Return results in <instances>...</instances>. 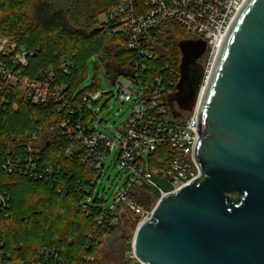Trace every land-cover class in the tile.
<instances>
[{
  "label": "trees",
  "instance_id": "obj_1",
  "mask_svg": "<svg viewBox=\"0 0 264 264\" xmlns=\"http://www.w3.org/2000/svg\"><path fill=\"white\" fill-rule=\"evenodd\" d=\"M120 1L0 0V36L34 53L26 76L37 79L52 69L54 84L64 89L72 107L83 106L87 117L91 111L83 102L85 94L101 91L97 80L80 91L90 60L97 57L105 67L130 76L128 66L137 58L127 49L123 34L100 20ZM189 39V33L174 23L148 32L144 47L153 56L146 64V79L176 86L182 58L179 44ZM7 95L0 111V193L7 194L10 208L8 216L0 211V246L15 264H88L85 258L98 256L108 230L99 224L101 206L91 203L98 175L81 162L80 153L67 155L73 143L59 131L69 117L82 118L56 104H32L15 89ZM7 160L23 167L32 161L39 177L5 170ZM84 199L90 215L81 208ZM93 202L101 203L98 198ZM118 230L112 227L109 234Z\"/></svg>",
  "mask_w": 264,
  "mask_h": 264
},
{
  "label": "water",
  "instance_id": "obj_2",
  "mask_svg": "<svg viewBox=\"0 0 264 264\" xmlns=\"http://www.w3.org/2000/svg\"><path fill=\"white\" fill-rule=\"evenodd\" d=\"M179 48L180 79L168 98L176 117L175 105L192 112L197 103L207 44L189 39ZM198 136L201 177L159 201L137 229V257L148 264H264V0H247L227 32L201 97ZM124 237L122 228L112 241Z\"/></svg>",
  "mask_w": 264,
  "mask_h": 264
},
{
  "label": "built area",
  "instance_id": "obj_3",
  "mask_svg": "<svg viewBox=\"0 0 264 264\" xmlns=\"http://www.w3.org/2000/svg\"><path fill=\"white\" fill-rule=\"evenodd\" d=\"M247 0H121L105 16V24L113 25L117 32L123 34L127 49L137 54L128 68L126 76L133 87L123 88L118 92L122 105L131 104V113L114 141L96 130L92 123L94 118L85 115L81 105L72 107L62 87L56 86L53 70L40 74L37 79L25 75L30 58L34 53L19 47L11 38L0 36V111L7 103V94L15 89L26 101L37 105L56 104L61 110L73 115L76 112L81 121L68 118L59 126L60 134L70 136L73 145L67 155L80 153L81 162L93 171L103 174L107 156L118 148L117 165L127 175L124 189L113 197L110 207H101L99 224L107 227L103 240H110L121 234L127 223L137 222L138 227L150 220L159 201L198 180L200 167L195 159V150L199 141L198 110L200 101L211 69L221 49L229 28L238 16ZM174 23L185 29L192 40H202L207 44L203 59L204 79L200 95L192 112H185L175 107L180 116L176 117L168 103V98L176 93V86L163 79L149 81L146 79L147 61L153 53L144 47L145 35L159 27ZM63 71L67 69L63 66ZM175 87V90L172 89ZM105 93H86L83 102L97 104ZM87 110H90L87 107ZM55 128L52 127V131ZM32 162V161H31ZM16 165L7 160L3 165L9 172H21L31 177H39L37 167ZM164 177L172 186L169 191L160 189L159 195L152 196L148 189L156 187L153 177ZM96 183V182H95ZM89 191L87 196H89ZM152 198L158 200L155 206ZM10 199L6 193H0V211L10 208ZM87 198L86 202H89ZM81 208L88 215L90 209L82 201ZM118 226L117 234H109L112 227ZM137 232V230H136ZM136 232L124 239V264H148L136 255ZM106 244V243H105ZM3 246H0V264H13L8 261ZM88 264H96L97 257L85 258Z\"/></svg>",
  "mask_w": 264,
  "mask_h": 264
},
{
  "label": "rangeland",
  "instance_id": "obj_4",
  "mask_svg": "<svg viewBox=\"0 0 264 264\" xmlns=\"http://www.w3.org/2000/svg\"><path fill=\"white\" fill-rule=\"evenodd\" d=\"M105 16L100 18L101 22H105ZM202 66L205 68L206 62L202 59ZM114 67H105L97 57L90 60L86 80L81 84L80 91L90 89L94 82L100 84V90L105 93V96L97 104L90 102L88 107L91 111V117L94 118L92 126L106 137L116 141L119 138V132L123 128L131 113V104L122 105L118 98V92L123 88L131 89L133 83L125 75H117ZM52 140V138H51ZM45 144V139L42 141ZM118 148L115 152L107 156L105 160V170L102 178L97 182L96 188L93 191L91 203L101 207H110L113 204V197L118 191L124 189V184L127 180V175L117 165ZM110 177V180L108 178ZM156 187L148 189L152 196L159 195L160 189L169 191L172 189L169 181L164 177H153ZM98 198L101 203L95 204L94 199ZM151 204L155 206L158 200L152 198ZM138 224L130 223L127 230V237L133 236L137 230ZM107 240L103 241L100 252L97 256L98 264H124V258L116 257L113 250L105 246ZM15 264V263H13Z\"/></svg>",
  "mask_w": 264,
  "mask_h": 264
},
{
  "label": "flooded vegetation",
  "instance_id": "obj_5",
  "mask_svg": "<svg viewBox=\"0 0 264 264\" xmlns=\"http://www.w3.org/2000/svg\"><path fill=\"white\" fill-rule=\"evenodd\" d=\"M198 63L200 65H202L201 64L202 63V59L199 60ZM175 107H178V106L175 105ZM129 227H130V223L125 224L124 227H123L124 228L125 236L127 234V230H128ZM124 239H125V237L122 240H120L119 242H117V243H113V241H112L113 239H110L105 244V246H107L108 248H110V249L113 250V252H114V254H115L116 257H119V258L121 257L120 259H123L124 256H125Z\"/></svg>",
  "mask_w": 264,
  "mask_h": 264
}]
</instances>
